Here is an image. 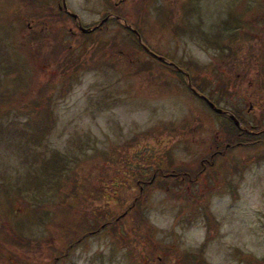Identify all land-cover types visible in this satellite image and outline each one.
I'll list each match as a JSON object with an SVG mask.
<instances>
[{"label":"rangeland","instance_id":"374dc122","mask_svg":"<svg viewBox=\"0 0 264 264\" xmlns=\"http://www.w3.org/2000/svg\"><path fill=\"white\" fill-rule=\"evenodd\" d=\"M61 1L0 0V264H264V0Z\"/></svg>","mask_w":264,"mask_h":264},{"label":"trees","instance_id":"16d2710c","mask_svg":"<svg viewBox=\"0 0 264 264\" xmlns=\"http://www.w3.org/2000/svg\"><path fill=\"white\" fill-rule=\"evenodd\" d=\"M68 14V13H67ZM227 21L226 20H224L223 21V26L224 25H227V23H226ZM220 27V26H219ZM227 28H229V29H231V28H233V26L232 27H227ZM227 28H223V29H227ZM129 29V30H128ZM127 30L129 31V32H131L132 30L130 29V28H128ZM233 30V29H232ZM133 32V31H132ZM228 32H230V31H228ZM134 33V32H133ZM138 33V32H137ZM220 39H221V36H220V34H219V32H216V34H215V36H214V38H212V44H215L216 46L218 45V42H220ZM140 43V42H139ZM141 44V43H140ZM141 46H142V48L149 54V56H152V58L154 59V60H156V61H158V63H163L165 66H167V67H170L171 68V70L174 72V73H176V74H178V75H180V76H182V73L180 72L181 70H179L177 67H176V65L174 66V65H172V64H170V63H168V62H166V61H163V60H161V59H159V58H157V57H155V56H153L148 50H150L149 49V47H148V45H145L144 44V46H146L147 47V49H145L144 48V46L141 44ZM152 51V50H151ZM184 74H185V72H184ZM185 75H187V74H185ZM190 81H191V79H190ZM191 85H192V87H194L196 90H198V91H202V88L200 87V86H198L197 84H193V83H191ZM19 99L21 100V98L19 97ZM22 101V100H21ZM214 101V100H213ZM220 114H222V115H224L225 117H227V119H228V126H229V129L231 128L232 129V133H227V132H224V142H236V143H239V144H241V142H243V141H245V140H247V139H250L251 138V136L249 135V133L247 132V131H240V130H242V129H239L238 128V126H236L235 124H234V122L232 121V119H230L228 116H227V114H225V113H220ZM263 134H264V132H263ZM263 134H261V135H259L258 134V137L257 138H255L254 140H256V139H263ZM249 141V140H248ZM189 174V173H188ZM130 176V175H129ZM129 176L127 177L128 179H129Z\"/></svg>","mask_w":264,"mask_h":264},{"label":"water","instance_id":"95a60500","mask_svg":"<svg viewBox=\"0 0 264 264\" xmlns=\"http://www.w3.org/2000/svg\"><path fill=\"white\" fill-rule=\"evenodd\" d=\"M62 6L66 9V7H65V4H64V1L62 0ZM66 11L67 12H69L67 9H66ZM70 13V15L73 17V18H75L76 17V14H74V13H72V12H69ZM99 24V23H98ZM98 24H93V25H91V26H82V25H78V29L80 30V31H82V32H87V31H89V30H92L93 28H95ZM125 25L127 26V27H129L134 33H135V35H136V37H137V40L143 45V43L140 41V37H139V35H138V33H137V31L134 29V28H132L128 23H125ZM144 46V45H143ZM144 48L145 49H147V47L146 46H144ZM148 50V49H147ZM149 51V50H148ZM153 56H155V57H157V58H159V59H161V60H164V61H167L163 56H161V55H158V54H156V53H153L152 51H149ZM167 62H169V61H167ZM170 63H172V62H170ZM178 68V67H177ZM179 69V68H178ZM180 70V69H179ZM186 73V72H185ZM187 74V73H186ZM187 86L190 88V90L192 91V92H194L195 94H197L200 98H202L203 100H204V102L211 108V109H213L215 112H221V111H224V112H227L226 110H223V109H221L220 107H218V106H216L211 100H209L205 95H203V94H201V93H199L198 91H196L195 89H194V87H192V85H191V83L189 82V80H188V78H187ZM227 115H228V117L230 118V119H232V121L238 126V120L232 115V114H229V113H227Z\"/></svg>","mask_w":264,"mask_h":264},{"label":"flooded vegetation","instance_id":"af4514ba","mask_svg":"<svg viewBox=\"0 0 264 264\" xmlns=\"http://www.w3.org/2000/svg\"><path fill=\"white\" fill-rule=\"evenodd\" d=\"M58 7H59V8H60V7L62 8L63 6H62V4H61V5L58 4ZM220 113H224V112H220ZM260 140H264V137H263V139H260ZM226 145L229 146V144H226ZM204 160H205V162H208L207 159H204ZM171 175H174V173H171ZM181 176H182V175H180L179 178H180ZM186 176L189 177V178H191V179L196 178L195 175H194V176H191L190 174H188V175H186Z\"/></svg>","mask_w":264,"mask_h":264}]
</instances>
